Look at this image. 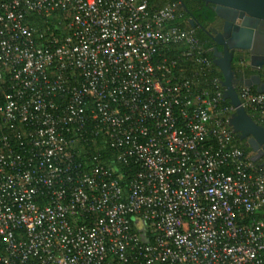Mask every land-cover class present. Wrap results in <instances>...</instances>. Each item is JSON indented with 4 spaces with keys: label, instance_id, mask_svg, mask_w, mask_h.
Wrapping results in <instances>:
<instances>
[{
    "label": "built area",
    "instance_id": "obj_1",
    "mask_svg": "<svg viewBox=\"0 0 264 264\" xmlns=\"http://www.w3.org/2000/svg\"><path fill=\"white\" fill-rule=\"evenodd\" d=\"M180 17L149 0H0V264H264V166L234 143L220 80L201 90L162 56L181 45L211 66ZM237 95L264 122V93ZM98 138L138 167L126 189L76 156Z\"/></svg>",
    "mask_w": 264,
    "mask_h": 264
},
{
    "label": "water",
    "instance_id": "obj_2",
    "mask_svg": "<svg viewBox=\"0 0 264 264\" xmlns=\"http://www.w3.org/2000/svg\"><path fill=\"white\" fill-rule=\"evenodd\" d=\"M200 1L211 6L215 18L207 28L193 19L188 23L193 29L198 25L215 45L211 49L212 63L221 73L222 97L234 108L228 126L238 141L249 149L250 160L264 166V126L244 110L236 91V86L241 83L264 93V82L258 74L241 80L232 67L234 54L238 52L247 54L250 68L260 70L264 66V0ZM217 22L221 26L220 31L213 28Z\"/></svg>",
    "mask_w": 264,
    "mask_h": 264
},
{
    "label": "trees",
    "instance_id": "obj_3",
    "mask_svg": "<svg viewBox=\"0 0 264 264\" xmlns=\"http://www.w3.org/2000/svg\"><path fill=\"white\" fill-rule=\"evenodd\" d=\"M149 3L152 8H158L165 4L175 5L177 11L181 14V17L178 19V21L175 22V25H177L179 28H182V29L194 31V36L197 41V47H198L197 50L204 51V54L202 56L206 58L208 61H210L211 63V66L208 70H206L204 73L203 72L200 73L199 72L200 67L195 62L196 57L194 56L190 57V56L183 54V52L186 50L185 47L181 45L169 46L165 48V50L162 52V56L166 57L167 59L176 60V63H177L176 72L180 74L182 78H193L198 83L201 90L209 88L210 85L206 83L210 79L216 78L218 80H221V73L212 63V50L211 49L214 46V44L206 36L203 30H201L198 27V25H195V28L193 29L188 23L189 19H193V21L198 22L203 28H207L208 24L211 21H213V19L215 18L214 13L212 12L211 6L206 5L200 0H149ZM28 20H29V23L32 24L33 27L43 30L45 29V27L48 26L50 27V29H52V31L55 34L58 33V29L56 30L58 25H56L57 22L55 21V17H53V19L47 20L46 24H45V21L41 19H34V17H31ZM160 58H161L160 55L156 56V59H160ZM240 59H243L248 62L247 54L243 52H238L234 54L232 67L238 74L240 73L244 75L245 77L258 74L260 78L264 80V66L260 70H254L250 68L249 65L246 67H239L238 61ZM240 86H243V85L239 83L236 86V91ZM219 90L222 91V88L220 86H219ZM251 90L256 92L253 88H251ZM1 96L2 95L0 93V104L2 103ZM223 102H224V105H229L228 101L224 100ZM251 116L255 122H257L261 126H264V122H260L253 115ZM1 132L7 137L14 139L13 135L15 133L12 130L4 128L1 130ZM233 137H234V143L236 144V146L242 149L246 154H249V149L245 145H243L241 142H239L235 135H233ZM94 145H97L99 149H94V147H92L93 146L92 142L77 144L75 148V152L77 153L76 156H78L81 161L86 162L87 159H90L94 155H98L104 167L111 168L112 166H114L115 169L118 170L115 176L120 175V177L118 178L119 184L124 189H126L133 174L138 170V167L137 166L126 167V166L118 164L114 160V157H115L114 150L110 149L107 145H105L101 138L96 139Z\"/></svg>",
    "mask_w": 264,
    "mask_h": 264
},
{
    "label": "flooded vegetation",
    "instance_id": "obj_4",
    "mask_svg": "<svg viewBox=\"0 0 264 264\" xmlns=\"http://www.w3.org/2000/svg\"><path fill=\"white\" fill-rule=\"evenodd\" d=\"M213 28H215L217 31H220L221 30V26L220 24L217 22L216 25H213ZM215 46V45H214ZM239 77L241 78V80L245 77L244 75L240 74L239 73ZM263 161V160H262Z\"/></svg>",
    "mask_w": 264,
    "mask_h": 264
},
{
    "label": "crops",
    "instance_id": "obj_5",
    "mask_svg": "<svg viewBox=\"0 0 264 264\" xmlns=\"http://www.w3.org/2000/svg\"><path fill=\"white\" fill-rule=\"evenodd\" d=\"M248 63V62H247ZM247 66H248V64H247ZM246 67V66H245ZM262 80V79H261ZM263 82H264V80H262Z\"/></svg>",
    "mask_w": 264,
    "mask_h": 264
},
{
    "label": "clouds",
    "instance_id": "obj_6",
    "mask_svg": "<svg viewBox=\"0 0 264 264\" xmlns=\"http://www.w3.org/2000/svg\"><path fill=\"white\" fill-rule=\"evenodd\" d=\"M247 62V61H246Z\"/></svg>",
    "mask_w": 264,
    "mask_h": 264
}]
</instances>
